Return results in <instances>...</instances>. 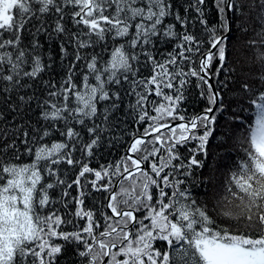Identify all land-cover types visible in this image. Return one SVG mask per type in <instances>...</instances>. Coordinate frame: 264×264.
<instances>
[{"label": "snow or ice", "instance_id": "6c2138e0", "mask_svg": "<svg viewBox=\"0 0 264 264\" xmlns=\"http://www.w3.org/2000/svg\"><path fill=\"white\" fill-rule=\"evenodd\" d=\"M245 6V0H189L181 15L174 13L171 0H0L3 92L33 87L26 81H37L46 68L51 69L37 39L42 33L48 40L63 37L61 60L70 55L69 44L75 49L59 86L43 81L47 97L39 107L50 127L32 137L25 131L23 154L15 140L0 147V264H59L69 245L78 264H264V0L247 5L250 10L259 7L261 27L248 44L261 65L262 87L241 85L251 97V122L239 115L229 117L245 129L239 141L244 155L225 182L224 199L236 202L239 212L223 213L243 218L256 231L220 227L190 188L182 187L186 180L178 178L191 177L194 168L203 167L197 154L207 155L209 137L225 111L222 89L230 77L210 81L230 71L226 41L234 18L237 33L248 31L241 19L249 14ZM65 7L73 9L75 32L62 22ZM53 9L59 18L49 32L44 18ZM213 9L215 23L210 22ZM168 17L174 22L166 23ZM25 32L32 38L28 44ZM101 43L100 52L81 51L94 50ZM169 44L170 51L158 47ZM80 61L84 65L77 82ZM192 78L208 106L189 116L182 105ZM125 96L129 97L125 111L133 123L146 126L132 133L118 161L102 164L99 170L91 168L86 158L95 155ZM33 99L17 95L18 110L22 112ZM59 123L63 128H57ZM54 131L65 139L49 144L46 138ZM193 142L195 147H189ZM75 151L81 153L79 158ZM25 157L30 162H24ZM64 164L78 166L75 179L61 168ZM106 177L107 183H99ZM89 185L92 191L108 193L99 215L85 207ZM74 186L75 196L70 191ZM158 241L166 247H157Z\"/></svg>", "mask_w": 264, "mask_h": 264}, {"label": "trees", "instance_id": "16d2710c", "mask_svg": "<svg viewBox=\"0 0 264 264\" xmlns=\"http://www.w3.org/2000/svg\"><path fill=\"white\" fill-rule=\"evenodd\" d=\"M59 3L60 0H57ZM174 4V13H179L181 15L185 14L184 9L188 4L189 0H171ZM251 3V0H245V12L248 15L241 17L244 22L245 27L248 28L247 32L237 33L235 18L232 25V32L230 33V39L226 41L227 47V65L226 67L230 70L227 73H222L219 77L213 79L215 83L216 79L224 80L225 76H229L230 79L227 80V87L222 89V96L224 103L226 105L225 111L222 115H218V125L215 127V131L211 137H209V142L206 146L207 155L204 153H198L197 158L203 162V167L194 168L193 176L184 177L179 176V179L186 180V184L182 187L190 188L193 198H195L201 206H205L208 209L209 214L216 221L220 227L229 228L232 231H253L254 228H250L247 222L241 218L236 220L234 218H229L223 215L225 211H232L233 213L239 212V209L235 207V203L229 204L224 197L227 195L225 191V182L230 176V172L233 166L240 157H243L244 153L240 145V138L245 134V129L240 126L238 120L229 119V117H235L239 115L241 118L248 122L253 119L251 112L254 111L252 106L248 103L251 97L243 90L242 84L247 83L253 88L261 89V82L258 79L261 73V65L256 60L255 48L248 44L250 39L257 38L256 32L259 31L261 27L260 20L258 18L259 7L250 10L247 6ZM258 5V0H257ZM66 15L64 21H62L68 29L75 32L77 29L73 25L70 13L73 9L65 7L64 9ZM196 14L193 11L192 16ZM59 18V14L53 9L44 19V27L50 32L55 26V20ZM218 17L213 9L210 14V22L215 23ZM166 23L174 22V17H168L165 21ZM33 23L39 24V21L33 20ZM31 28V25L28 26ZM81 27H83L81 25ZM34 30V29H33ZM199 30V27L194 29ZM87 39V37H83ZM31 36L24 33V42L28 44L31 40ZM37 39L40 41L41 53L43 54L45 64L51 63V69H47L41 74V77L37 81L28 80L26 83L33 85L26 89H22L19 93H5L2 91L3 84L0 83V134L7 131L8 135H0V147H3V142L16 141V147L23 154L24 145L21 141L24 139L23 133L27 131L29 137L37 136L44 127H50V124L41 118V108L40 104L47 97V89L45 88L43 81L51 80L53 83L59 84L66 76V66L73 59L71 53L75 49L69 44L68 52L69 56L64 60H61L60 45L64 43L63 37L55 38L53 40H48L45 34H41ZM95 39V38H94ZM122 42L118 41L117 43ZM109 46V51L113 41L110 39L106 41ZM103 47V43L97 45L95 49L81 50L82 53H91L93 51L100 52ZM162 52L170 51L172 45H158ZM51 55V61L48 60V56ZM90 58V56H89ZM104 58H108V53H104ZM157 56V59H160ZM198 62V61H197ZM81 67L76 69L77 82L80 81L81 68L84 65V61L77 62ZM218 61L214 62L213 71L217 66ZM86 71V68H84ZM144 75H148V69H141ZM185 71H187V65H185ZM94 83V81H93ZM195 78H192V83L188 86L185 96L186 99L183 102L182 107L186 110L189 116L203 112L204 108L208 106L207 100L200 97V89L195 86ZM123 95V93H121ZM17 95H32L34 99L24 107L23 111H19V101L17 100ZM129 97H124V103L121 104L120 109L113 113L111 119L113 121L110 131L103 134V140L97 149H95V155L91 158H86L89 161V166L91 168L99 170L100 165L114 164L120 159L121 156L125 155L126 149L128 147V142L131 140L132 133L136 130L140 132L146 125H136L133 123V117L129 112L125 111L126 104ZM241 107L248 108L249 113L239 111ZM17 110L14 111L13 109ZM237 110V111H234ZM154 115V113H153ZM98 119L96 123H100ZM57 128H63V124H57ZM77 130L80 126H76ZM84 140L88 139L86 131L82 133ZM116 137L119 140L115 139ZM64 137L59 135L58 131H54L50 138H46L47 142L50 144L53 141L59 142L64 140ZM79 147V145H77ZM189 147H195V142H193ZM182 154H187V149H181ZM74 156L80 157L81 153L75 151ZM24 162H30L27 157H25ZM62 169H66L70 179H75V172H78V166L73 169L70 166L64 164L61 165ZM89 179H95L94 175H89ZM108 177L101 180L99 183L105 184L108 181ZM113 180L115 178H112ZM195 181V182H194ZM72 195H77L75 191V186L70 190ZM88 191L90 195L85 198V207L93 208L97 215L101 210V204L106 203L104 197L108 193L104 191L95 192L92 191L91 185L88 186ZM167 191H171L168 189ZM72 210L75 211V206H71ZM123 207V205H121ZM110 214V209L105 210ZM102 222V221H101ZM81 224L84 221H80ZM71 229V225L67 226ZM62 243V242H61ZM165 246L163 242H157V247ZM59 264H78V258L74 254L73 247L71 245L67 246V251L63 253L59 260Z\"/></svg>", "mask_w": 264, "mask_h": 264}, {"label": "water", "instance_id": "95a60500", "mask_svg": "<svg viewBox=\"0 0 264 264\" xmlns=\"http://www.w3.org/2000/svg\"><path fill=\"white\" fill-rule=\"evenodd\" d=\"M210 82H212L213 83V80L212 81H210ZM147 139V138H146Z\"/></svg>", "mask_w": 264, "mask_h": 264}, {"label": "bare ground", "instance_id": "6f19581e", "mask_svg": "<svg viewBox=\"0 0 264 264\" xmlns=\"http://www.w3.org/2000/svg\"><path fill=\"white\" fill-rule=\"evenodd\" d=\"M108 210V209H107Z\"/></svg>", "mask_w": 264, "mask_h": 264}]
</instances>
